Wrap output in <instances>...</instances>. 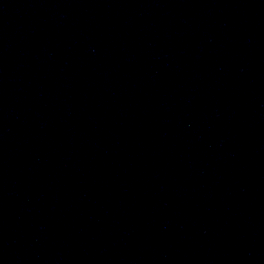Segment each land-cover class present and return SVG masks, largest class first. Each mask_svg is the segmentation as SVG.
I'll use <instances>...</instances> for the list:
<instances>
[{
  "label": "water",
  "instance_id": "obj_1",
  "mask_svg": "<svg viewBox=\"0 0 264 264\" xmlns=\"http://www.w3.org/2000/svg\"><path fill=\"white\" fill-rule=\"evenodd\" d=\"M0 264H264V0H0Z\"/></svg>",
  "mask_w": 264,
  "mask_h": 264
}]
</instances>
